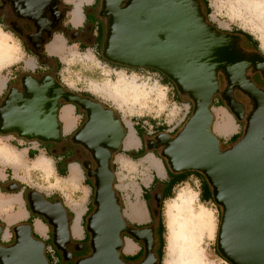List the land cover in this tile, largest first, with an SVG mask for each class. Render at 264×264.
Returning <instances> with one entry per match:
<instances>
[{
	"label": "water",
	"instance_id": "95a60500",
	"mask_svg": "<svg viewBox=\"0 0 264 264\" xmlns=\"http://www.w3.org/2000/svg\"><path fill=\"white\" fill-rule=\"evenodd\" d=\"M3 1L10 3L14 17L33 22L35 30L26 36L28 47L31 42L42 49L45 40L61 29L56 27L61 0ZM99 15L106 18L101 43L104 60L156 70L191 102L181 128L173 135L157 133L146 140V149H159V157L174 174L195 171L203 175L221 210L216 236L220 256L229 264H264V91L247 74L259 71L264 77L263 54L255 51L249 57L237 47L242 35L221 31L201 11L199 0H100ZM21 84L22 91L11 87L0 102L2 134L59 142V102L78 106L86 114L71 141L90 154V160L81 162L93 181V209L85 223L90 252L73 264H158L152 226H129L115 190L112 158L127 136L120 117L100 101L66 89L51 74L39 79L29 74ZM235 90L252 101L246 116ZM216 95L224 99L235 120H244L240 137L225 147L213 130L211 105ZM25 200L29 211L51 227V243L62 260L71 261L67 249L70 219L61 200H48L36 190H29ZM155 200L153 212L158 216L160 192ZM4 232L0 223V264H49L46 244L32 235L31 223L13 226V240L6 245L2 244ZM123 234L143 243L142 259H123Z\"/></svg>",
	"mask_w": 264,
	"mask_h": 264
},
{
	"label": "rangeland",
	"instance_id": "374dc122",
	"mask_svg": "<svg viewBox=\"0 0 264 264\" xmlns=\"http://www.w3.org/2000/svg\"><path fill=\"white\" fill-rule=\"evenodd\" d=\"M207 2L210 9L207 16L211 19V22L215 26H218L219 29L223 32L231 33L240 30L251 35L253 41L255 40L258 44V50L262 54H264V18L258 17L257 11L249 8L247 5V2H264V0H207ZM73 16L76 18V11L73 12ZM101 21L103 24L100 30V45L102 43V39L104 37V32L106 29V18L101 17ZM0 36L4 38L5 44L9 45V47H13L14 50L12 56L8 57L5 63L0 66V73L5 75L11 72L15 65L19 66V64H21L19 63L21 62L19 60L23 56L25 57V55L29 54V59L36 60V58L32 56L29 50L25 47L24 43L19 40L15 34L11 33L8 28L3 27L1 24ZM76 46L77 44L75 43L68 44L67 47L63 49V44L57 38L48 45V51L50 53L58 54L63 60L61 62V69L64 72V80H66L65 82L67 83L66 89L72 92H78L81 94L92 96L107 107H110L124 121L125 125H127L128 128L131 127L132 121L141 123V120H144L145 122L142 123V125L145 127H140V124L135 125L136 127L142 129L143 132L139 131V133H141L142 139L147 140L149 138H153L159 132H165L173 135L176 131L171 133L170 131L175 126L178 130L181 128L189 115L188 113H190L191 111V102L186 96L180 95L181 97L178 99L175 95L174 85L166 81L164 79V76L160 72L148 68H129L125 66H114L111 63L104 61V59L101 57V46H99L98 49H78ZM237 47H239L244 52L246 51L242 38L237 41ZM45 53L46 50L44 49V54ZM249 73L250 70L247 72V74L249 75ZM237 99L240 102H245L241 93L237 97ZM188 102L190 103V107ZM211 106L212 112L214 114V123L217 117L216 114L220 110V106H223L230 114L229 110L225 106L224 99L220 95L214 96ZM248 109L249 108H247V110ZM187 110L189 111L188 113H186ZM231 117L235 121V129L233 130V132H237L241 135L244 124L235 120L233 116ZM152 122L156 123L152 124ZM220 122L221 121L213 124V130L219 137L221 146L225 147L231 143H229L228 141L224 142V139L228 140L233 132H231L227 136H225L227 133L225 135H220L219 131L226 132L230 128L229 125H220ZM157 124H163L164 129L156 130V128L154 127ZM218 125H220L219 128ZM124 144L121 146L119 151L113 155L112 158V167L115 174L116 171H118L116 185L119 186L118 188L120 189L121 194H117L121 198L123 211L126 205L127 198H130L131 200H134L136 198L134 188H137V190H139V193H141L142 184L147 183V179L151 178L152 174H155V171L152 172V169L146 168L144 158H141L142 156L138 158H132L133 162L130 167L122 166L117 158H119V156L128 158L130 157V155H128L127 152L134 150V146L128 149L124 148ZM145 151H142V153L144 154ZM154 153L159 156V149L158 153ZM88 156V158H90V154H88ZM166 169L168 171V168ZM121 178L124 179L121 180ZM154 194L155 191H152L151 195ZM179 194L191 195L193 198L194 210L197 212L199 209H204L208 214L209 224L205 228L197 230L199 231L196 237L197 243L194 240L193 244L191 245V241L193 240L192 239L186 246H181L182 253L180 254V257L177 258L175 264H229L222 256H220L219 253L217 254L216 249V236L221 214L220 207L217 206L212 200L204 201L201 198L199 180H197V178L194 176H190L183 183L177 185L174 188L171 197L161 202L162 204L160 207L159 216L164 226V231L162 234L163 247L160 264H164V260L167 257V206L172 201L177 199ZM142 200H144L146 203H149L148 197H142ZM149 204L153 210L156 209L154 200H150ZM146 209L147 218L144 221L134 222L125 216L127 224L133 228L141 229L137 226L142 224H149L150 220L153 217H155V219H157L158 221L159 216H156L154 214L151 215L148 205L146 206ZM123 235V237H125V242L127 241V238L131 239L127 234ZM155 235L153 237V249L155 251L156 247L155 252L158 254L157 249L159 247L160 231H156ZM12 240L13 237L10 241L2 239V244H9L12 242ZM133 241L136 242L137 247L135 249V252L137 253L141 249V246L143 247V245L140 242H137L135 240ZM46 243H48V245L50 244V246H47L46 248L47 253L45 252L49 264H56L51 258L53 251L59 258L58 264L69 263L63 261L60 252L55 248L53 249L51 239L49 241H46ZM68 248L72 252H75V261L78 258L89 254V238H87V240L77 242L71 240ZM134 254L127 253L124 250L122 251V255L126 257H130ZM143 257L144 250H140V253L136 256V258H138L137 260H139ZM125 260L130 261L128 259Z\"/></svg>",
	"mask_w": 264,
	"mask_h": 264
},
{
	"label": "crops",
	"instance_id": "0c3cea01",
	"mask_svg": "<svg viewBox=\"0 0 264 264\" xmlns=\"http://www.w3.org/2000/svg\"><path fill=\"white\" fill-rule=\"evenodd\" d=\"M61 1L63 6L68 8V12L64 18L66 29L84 31L83 29L86 27L88 31H85V35L88 36V34H90L92 37H95L97 41L95 45H81L75 43L77 44L76 47L78 49H98L101 41V34L99 31L101 19L99 15L100 0ZM74 11L77 12L76 18L73 16ZM56 38L63 44V49L67 47L68 44H74L68 41L61 32H56L53 34L51 40L44 46L46 50L44 55L46 58L41 57V62H38L37 59H29L28 54L19 60L21 64H19V66L15 65L11 72L5 75L0 73V102L9 88L14 87L22 91L21 79L23 77L29 74L35 75L42 71L50 72L61 85L67 88L66 80H64V72L61 69V62L63 60L58 54L48 51V45ZM54 58H57V61H54ZM46 60L50 62L52 67L45 65ZM219 108L220 110L216 114L215 123L221 121L220 125L230 126L226 132L219 131L220 135H225L227 133L225 135L227 136L235 129V121L223 106ZM188 112L187 110L186 113ZM81 117L79 109L74 105L64 102L61 103L59 107V122L61 125L62 139L68 138L75 132L80 125L82 120ZM121 122L125 125L122 119ZM144 122V120H141V123L132 121L131 130L125 125L127 136L125 137L126 140L124 139V148L128 149L134 146L133 149L136 150L140 147L142 137L139 131H143L135 125L140 124V127H145L142 125ZM155 123L156 122H152V124ZM220 125H218V128ZM163 126V124H157L154 128H156V130H161L164 129ZM176 129L177 127L175 126L170 133L178 130ZM236 133L237 132H233L232 135ZM62 141L63 140L48 143L23 139L16 134L0 133V223L3 228H5L3 240L6 239L10 241L12 239L11 228L13 226L18 223H31L32 235L37 239L43 240L46 244V248L50 246L46 241L51 239V227L48 226L41 217L29 211L25 200V194L29 190H36L44 194L48 200L59 198L65 206L67 215L70 219L69 231L71 240L76 242L87 240L88 234L85 230V223L86 218L93 209V181L91 178L87 177L81 165V159L78 156L76 146L69 144L70 147L65 149V145H63ZM225 141L227 140L224 139V142ZM141 158H144L146 168L152 169V172L155 171V174H152L151 178L147 179V183L142 184L141 193H139L137 188H134V193L136 195L134 200L128 198L130 206L127 210L124 208V214L131 221L142 222L147 218V203L142 200V197H149L152 191L151 186L155 184L154 180L157 181V184L153 191L157 193L160 192L163 198L165 190L169 196L173 193L177 185L183 183L190 176H194L199 180L201 195L203 181L198 174H188L183 181L177 180L172 188L166 189L165 183L168 182L170 178L163 161L153 151L148 150L144 152ZM117 159L122 166L130 167L133 162L131 157L119 156ZM43 162H45V166ZM151 162L152 164H150ZM115 176V189L117 193H120L119 186L116 185L118 171H116ZM123 179L124 178H121V180ZM124 246L123 250L125 252L131 254L136 253V242L132 239L127 238ZM138 252L140 253V250ZM51 258L54 263H59V258L54 251Z\"/></svg>",
	"mask_w": 264,
	"mask_h": 264
},
{
	"label": "flooded vegetation",
	"instance_id": "af4514ba",
	"mask_svg": "<svg viewBox=\"0 0 264 264\" xmlns=\"http://www.w3.org/2000/svg\"><path fill=\"white\" fill-rule=\"evenodd\" d=\"M200 1V3H201V11L203 12V13H205V7H204V5H203V2H202V0H199ZM58 11H59V13H60V15H61V19H60V21H59V23H58V25L56 26L57 28L59 27V28H61V29H59V30H56V31H54L53 32V34L54 33H56V32H61L66 38H67V40L68 41H71L72 43H78V44H88V45H95V44H97V41H96V38L95 37H92L90 34H88V36H86L85 35V31L87 30L88 31V29L85 27L83 30L84 31H81V30H67L66 29V27H65V25H64V18H65V16H66V14H67V12H68V9L65 7V6H63V5H59L58 6ZM206 14V13H205ZM47 16H49V15H47ZM0 24L3 26V27H5V28H8V30H10L11 31V33H13V34H15L17 37H18V39L19 40H21L23 43H24V45H25V47L29 50V52L37 59V61L38 62H41V57H45V55H44V46L50 41L49 39L47 40H45V43H43V48L42 49H39V48H35V46L33 45V43H31V42H29V47L27 46V44H26V36L28 35V34H30V33H32V32H34V30H35V27H34V24H33V22H31V21H29V22H27L26 20H22V19H18V18H16V17H14V15L12 14V12H11V6H10V3L9 2H4L3 0H0ZM102 21H101V19H100V26H99V31L101 30V27H102ZM16 26V29L18 30V31H15L13 28H12V26ZM89 33V32H88ZM231 33H234V34H240V33H238V32H231ZM240 35H242V34H240ZM43 38H45V34L43 33ZM243 39V41H244V46H245V49H246V51H245V53L249 56V57H251V56H253V54H254V52L255 51H258V52H260L256 47H254L251 43H248L247 42V40H246V38L242 35V36H240V38L238 39V40H240V39ZM39 44H41V39H39L38 41H37ZM98 45H99V43H98ZM101 46V45H100ZM261 53V52H260ZM262 54V53H261ZM263 56H264V54H263ZM46 58V57H45ZM45 65H47L48 67H52V65L50 64V62L49 61H45ZM45 74H50V72H48V71H42V72H39V73H37V74H35V75H33L34 77H37V78H40L41 76H43V75H45ZM249 76H250V78H251V80L253 81V83L260 89V90H262V91H264V77L262 76V74H261V72H259V71H254V72H251L250 71V73H249ZM224 87H225V83H224V80L221 78V90H223L224 89ZM240 91L239 90H235V98H236V100L238 101V99H237V97L240 95V93H239ZM75 93H77V94H79V95H81V96H87V97H91V98H93V99H95L94 97H92V96H89V95H86V94H81V93H78V92H75ZM242 94V93H241ZM242 97H243V99L245 100V102H241L242 103V105L244 106V109H245V116L247 115V113L250 111V109H251V106H252V101L247 97V96H245L244 94H242ZM96 100V99H95ZM240 102V101H239ZM61 103H62V101H60L59 102V107L61 106ZM245 103V104H244ZM106 106V105H105ZM76 108H78L79 109V107L78 106H75ZM247 108H249L248 110H247ZM81 113V118H82V120H81V122H80V125L78 126V128L81 126V124L85 121V119H86V114H85V112L84 111H81L80 112ZM241 123H243L244 124V120H242V121H240ZM77 128V129H78ZM76 129V130H77ZM75 130V131H76ZM73 135V134H72ZM71 135V136H72ZM71 136H69L68 138H66V139H62L63 141V145H65V149H67L68 147H70L69 146V144H71V145H74V146H76V149H77V153H78V156L80 157V159H81V162H85V161H87V160H90V158H88L89 156H88V151L81 145V144H77V143H73L72 141H71ZM48 143H50V142H48ZM145 150H147L146 149V140L145 139H141V145H140V147L139 148H137L136 150H134V151H145ZM149 151V150H148ZM151 151H153V152H157L158 153V149H153V150H151ZM144 155V154H143ZM142 155V156H143ZM159 157V156H158ZM138 158V157H137ZM160 158V157H159ZM162 161H163V163H164V165H165V168H168L167 166H166V164H165V161H164V159H162V158H160ZM154 189H152V191H153ZM151 191V192H152ZM150 192V195H149V203H150V200H154L155 201V206H156V200H155V197H156V195L159 193H157V192H155V194L154 195H151L152 193ZM162 202V201H161ZM149 203H147V205L149 206V212H150V214L152 215V214H154V210L151 208V206H150V204ZM155 215V214H154ZM157 216V215H156ZM159 216V215H158ZM157 223H158V221H157V219H155V217H153L151 220H150V223L149 224H142V225H138L137 227L138 228H145V227H149V226H152V228H153V231H154V235L156 234V227H157ZM154 225V226H153ZM156 236V235H155ZM142 245H143V243L141 242V241H139ZM53 249H54V247H53ZM67 249H68V251H70L71 253H72V260L71 261H69V263L68 264H73V262H74V254H75V252H72L68 247H67ZM140 250H144V247H142L141 246V249Z\"/></svg>",
	"mask_w": 264,
	"mask_h": 264
},
{
	"label": "bare ground",
	"instance_id": "6f19581e",
	"mask_svg": "<svg viewBox=\"0 0 264 264\" xmlns=\"http://www.w3.org/2000/svg\"><path fill=\"white\" fill-rule=\"evenodd\" d=\"M249 8L254 9L258 13V17L264 18V2H247ZM263 39V38H262ZM264 40V39H263ZM4 38L0 36V66L5 63L8 57L12 56L13 47L5 44ZM152 164V162L150 163ZM45 166V162H43ZM125 199V198H124ZM130 206L127 198L125 210ZM208 214L204 209L197 212L193 207V198L191 195L179 194L177 199L167 206V229H168V248L167 257L164 264H175L177 258L182 253L181 246H186L196 241L197 233L201 228H205L209 224ZM197 220V221H195Z\"/></svg>",
	"mask_w": 264,
	"mask_h": 264
},
{
	"label": "trees",
	"instance_id": "16d2710c",
	"mask_svg": "<svg viewBox=\"0 0 264 264\" xmlns=\"http://www.w3.org/2000/svg\"><path fill=\"white\" fill-rule=\"evenodd\" d=\"M202 2H203V5H204V7H205V13L206 14H208L209 13V7H208V2H207V0H202ZM236 32H238V33H240V34H242L245 38H246V40H247V42L248 43H251L254 47H256L257 48V42L254 40L253 41V38L251 37V35H249V34H247V33H245V32H243V31H240V30H237ZM104 38V37H103ZM103 40V39H102ZM258 49V48H257ZM54 61H57V58H54ZM104 61H106V60H104ZM106 62H108V61H106ZM110 63V62H109ZM112 64V63H111ZM112 65H114V66H120V67H124V66H121V65H117V64H112ZM149 69V68H148ZM153 70V69H152ZM164 76V75H163ZM164 79L166 80V81H168V82H170L165 76H164ZM171 83V82H170ZM175 88V87H174ZM175 95H176V97L179 99L181 96L178 94V92L176 91V89H175ZM213 103V102H212ZM189 114V113H188ZM238 137H240V134H238V133H236V134H233V135H231L229 138H228V142L229 143H233L234 141H236L237 139H238ZM127 154L128 155H130V157L131 158H137V157H141L142 155H143V153H142V151H134V150H132V151H128L127 152ZM168 172V175H169V178H170V180L168 181V182H166L165 183V188L166 189H170V188H172L175 184H176V182H177V180H184L185 179V176H187L188 174H192V173H195V174H198L200 177H201V179H202V187H203V189H202V191H201V198L204 200V201H207V200H212L213 201V199H212V194H211V190H210V188H209V186H208V184H207V182H206V180H205V178L203 177V175L202 174H200L199 172H195V171H187V172H182V173H179V174H174V173H172V172H170L169 170L167 171ZM155 181V184H153L152 186H151V189H154L155 187H156V184H157V181L156 180H154ZM167 191L165 190V196L163 195V198H162V201L163 200H165L166 198H168V197H171V195H167V193H166ZM162 204V203H161ZM156 231H160V238H159V247H158V249H157V251H158V254L155 252V254H156V257L158 258V264H160V262H161V257H162V247H163V237H162V234H163V231H164V226H163V224H162V221H161V218H160V216H159V218H158V223H157V227H156ZM124 236V235H123ZM88 238H89V236H88ZM155 251H156V247H155ZM139 254V252H137L136 254H134V255H132V256H130V257H126V256H124V255H122V257L124 258V259H128V260H130V261H135V260H137L138 258H136V256ZM217 254H218V252H217Z\"/></svg>",
	"mask_w": 264,
	"mask_h": 264
},
{
	"label": "built area",
	"instance_id": "2783aa9c",
	"mask_svg": "<svg viewBox=\"0 0 264 264\" xmlns=\"http://www.w3.org/2000/svg\"><path fill=\"white\" fill-rule=\"evenodd\" d=\"M50 250V249H49ZM51 251V250H50Z\"/></svg>",
	"mask_w": 264,
	"mask_h": 264
}]
</instances>
